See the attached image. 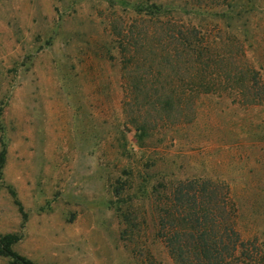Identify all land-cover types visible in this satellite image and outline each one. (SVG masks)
<instances>
[{"label": "rangeland", "instance_id": "obj_1", "mask_svg": "<svg viewBox=\"0 0 264 264\" xmlns=\"http://www.w3.org/2000/svg\"><path fill=\"white\" fill-rule=\"evenodd\" d=\"M151 5L199 31L223 73L254 71L264 87V0H0V237L33 264H174L148 193L194 179L229 193L264 264V99L202 95L171 123L125 108L118 43L167 28L137 16ZM116 182L132 189L129 225Z\"/></svg>", "mask_w": 264, "mask_h": 264}, {"label": "trees", "instance_id": "obj_2", "mask_svg": "<svg viewBox=\"0 0 264 264\" xmlns=\"http://www.w3.org/2000/svg\"><path fill=\"white\" fill-rule=\"evenodd\" d=\"M137 16L149 17L143 22L155 21L167 28L126 31L119 40L127 90L125 108L131 110L133 104L137 111H153L160 116L159 122L171 123L184 117L185 111L193 112L195 99L202 95L228 92L232 96L235 92L236 98L246 104L262 103L264 87L257 73L240 68L223 73L199 31L162 20L166 13L154 5L139 9ZM138 124L137 131L143 134L152 126L146 121ZM153 124L155 127L156 122ZM3 163L4 154L0 156V170ZM114 186L117 215L129 225L131 213L125 205L131 199L125 193L132 189L118 182ZM148 197L158 206V237L174 264L253 263L251 243L243 241L234 229V203L221 185L194 179L171 183L166 190L159 184L151 187ZM18 241L15 235L0 237V256L14 264H33L14 252Z\"/></svg>", "mask_w": 264, "mask_h": 264}]
</instances>
